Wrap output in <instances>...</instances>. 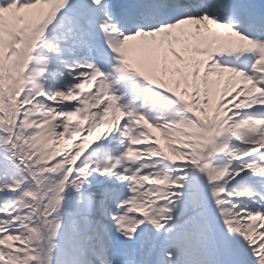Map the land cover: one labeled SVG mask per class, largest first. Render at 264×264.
I'll return each instance as SVG.
<instances>
[{"label": "snow or ice", "instance_id": "snow-or-ice-1", "mask_svg": "<svg viewBox=\"0 0 264 264\" xmlns=\"http://www.w3.org/2000/svg\"><path fill=\"white\" fill-rule=\"evenodd\" d=\"M0 264H264V0H0Z\"/></svg>", "mask_w": 264, "mask_h": 264}, {"label": "rangeland", "instance_id": "rangeland-1", "mask_svg": "<svg viewBox=\"0 0 264 264\" xmlns=\"http://www.w3.org/2000/svg\"><path fill=\"white\" fill-rule=\"evenodd\" d=\"M159 135V133H157Z\"/></svg>", "mask_w": 264, "mask_h": 264}]
</instances>
